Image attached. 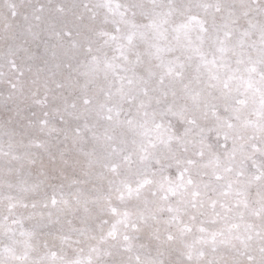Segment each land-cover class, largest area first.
<instances>
[{
    "label": "snow or ice",
    "instance_id": "obj_1",
    "mask_svg": "<svg viewBox=\"0 0 264 264\" xmlns=\"http://www.w3.org/2000/svg\"><path fill=\"white\" fill-rule=\"evenodd\" d=\"M0 264H264V0H0Z\"/></svg>",
    "mask_w": 264,
    "mask_h": 264
}]
</instances>
